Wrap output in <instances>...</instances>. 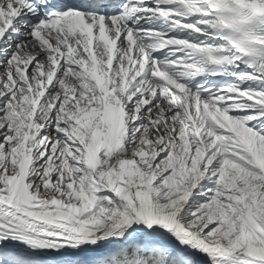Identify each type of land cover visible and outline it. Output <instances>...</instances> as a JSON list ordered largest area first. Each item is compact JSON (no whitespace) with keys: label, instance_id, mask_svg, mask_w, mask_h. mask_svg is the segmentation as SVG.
I'll return each instance as SVG.
<instances>
[{"label":"snow or ice","instance_id":"obj_1","mask_svg":"<svg viewBox=\"0 0 264 264\" xmlns=\"http://www.w3.org/2000/svg\"><path fill=\"white\" fill-rule=\"evenodd\" d=\"M0 264H264V0H0Z\"/></svg>","mask_w":264,"mask_h":264}]
</instances>
